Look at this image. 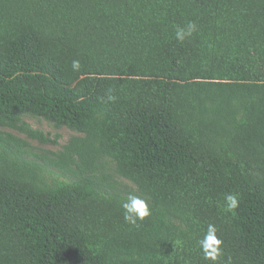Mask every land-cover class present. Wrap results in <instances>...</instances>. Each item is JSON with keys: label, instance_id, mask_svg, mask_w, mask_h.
Segmentation results:
<instances>
[{"label": "trees", "instance_id": "16d2710c", "mask_svg": "<svg viewBox=\"0 0 264 264\" xmlns=\"http://www.w3.org/2000/svg\"><path fill=\"white\" fill-rule=\"evenodd\" d=\"M28 110L82 134L56 165L111 162L151 214L0 144V264H264V0H0V126L46 141Z\"/></svg>", "mask_w": 264, "mask_h": 264}, {"label": "rangeland", "instance_id": "374dc122", "mask_svg": "<svg viewBox=\"0 0 264 264\" xmlns=\"http://www.w3.org/2000/svg\"><path fill=\"white\" fill-rule=\"evenodd\" d=\"M21 120L31 129L40 132L46 141L31 138L10 127L0 126V144L8 155L14 154L37 164L46 181H80L87 178L102 192L127 199L129 195H137L150 204V198L139 192L131 181L120 177L111 162L105 163V167L93 175L79 172L74 165H56V161H61L62 152L70 139L82 135L79 131L50 116L38 115L30 110L21 113Z\"/></svg>", "mask_w": 264, "mask_h": 264}, {"label": "clouds", "instance_id": "9594fccd", "mask_svg": "<svg viewBox=\"0 0 264 264\" xmlns=\"http://www.w3.org/2000/svg\"><path fill=\"white\" fill-rule=\"evenodd\" d=\"M195 29L196 26L192 22H190L186 28H177L175 33L176 39L178 41H183L186 37L191 36ZM80 67L79 60L72 61V68L74 71H79ZM111 91L112 90L109 89L106 94L108 101H114L116 99V97L111 94ZM238 204V194L231 193L225 196L226 211H234L238 207ZM121 207L124 210V220L131 225H135L138 220L142 221L145 217H148L151 214L148 203L137 195H129L128 199L125 202H122ZM216 232L217 229L215 225L209 224L203 239L199 241L204 258L213 262H216L222 255V240L217 238Z\"/></svg>", "mask_w": 264, "mask_h": 264}]
</instances>
